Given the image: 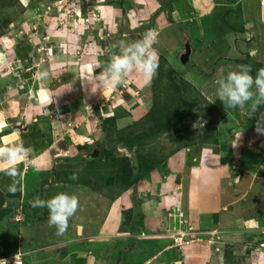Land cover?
Returning <instances> with one entry per match:
<instances>
[{
    "label": "crops",
    "instance_id": "0c3cea01",
    "mask_svg": "<svg viewBox=\"0 0 264 264\" xmlns=\"http://www.w3.org/2000/svg\"><path fill=\"white\" fill-rule=\"evenodd\" d=\"M126 2L129 18L122 8L98 4L97 24H109L107 35L115 34L116 26L127 27L130 37H143L151 32L154 46L158 37L155 49L160 63L156 75L148 84L130 78L128 84L132 81L135 89L125 85L101 90L92 83L91 78L101 71L96 65H106L119 48L110 50L102 59L104 56L98 53L103 48L98 43V38L104 37L102 29L100 33L95 31V37H76L68 28L65 34V29L54 32L55 19L50 18L46 28L49 36L40 48L23 40L18 30H12L13 37L0 36V146L23 144L32 149L27 162L15 165V175L7 174L8 165H0V195L6 201L15 197L16 202H23L24 212L17 211L15 222L19 221L26 230L30 229L28 224L56 230L48 223L42 227L45 212L44 208L33 206L35 199L48 200L54 194L66 193L75 195L79 202L83 200L68 221L69 237L61 243L62 256L55 255L58 264H264V134L257 131V127L264 129V110L252 118L254 124L251 119L245 122L244 116L239 115L241 108L237 113L233 109L227 112L218 124L215 142L171 152L159 168L148 172L119 198L112 199L96 190L93 179L77 184L80 174L74 171V164H67L69 158L78 157L71 155L72 149L96 146L100 136L97 127L104 118H115L118 128L142 119L150 107L147 92L158 83L157 74L167 72L173 64L184 69L179 57L188 37L190 55L186 63L193 69L191 81L199 90L207 91L204 94L211 99L208 84L216 89L215 82L219 79L216 76L223 77L222 70L229 72L237 68L209 63L219 56L214 50L216 37H225L224 41L233 39L232 44L237 48L233 46L232 50H236H226L222 55L234 57L237 66L250 65L255 70L257 66L258 70L260 65L264 69V5L261 4L264 0ZM168 4L170 9H165ZM230 4L235 5L241 23H224L222 31L221 26L215 25L220 16L218 9ZM80 13L78 8L77 18ZM176 17H184L187 25L180 30L175 28ZM82 21L77 24L81 36L87 31V28L83 31ZM121 32L124 36V31ZM245 37L249 40H244ZM115 38L119 43L123 37ZM224 41L221 43L225 44ZM58 45L66 50L54 51ZM17 51L29 52V57L36 58L18 69L20 73L35 76L34 82L30 78V82L23 83L7 71L6 64L19 58ZM40 56L44 57L42 62H38ZM38 73L47 76L39 78ZM55 74H66V81L51 87ZM137 90L143 92L140 102L132 96ZM121 91H126L122 98L116 96ZM218 104L223 107L220 101ZM126 107L130 108V115L122 121L115 114L124 113ZM51 109L59 110L60 119L50 118ZM69 124L73 125L71 131L66 129ZM73 174L77 179H70ZM177 205L200 239L181 249L173 246L166 233L172 222L168 211ZM79 211L84 214L81 216ZM23 243L24 238H20L19 247ZM15 253L22 252L6 251L0 258Z\"/></svg>",
    "mask_w": 264,
    "mask_h": 264
},
{
    "label": "rangeland",
    "instance_id": "374dc122",
    "mask_svg": "<svg viewBox=\"0 0 264 264\" xmlns=\"http://www.w3.org/2000/svg\"><path fill=\"white\" fill-rule=\"evenodd\" d=\"M126 1L130 3V0H0V36L10 37V35H14L12 30H18V34L21 38L23 37V40L25 39L30 45L36 43L38 48H40L44 46L42 44L47 41V36H49L46 28L48 27L47 21L50 18L55 19L52 21L55 23L54 32L65 29L63 32V34H65L68 33L66 31L68 28L69 31L74 32L76 37H95V31L100 33L99 30L102 29L104 37H101L102 40L98 38V43L103 48H99L98 53L104 56L102 58L104 60L105 57L110 54V50H117L121 41L131 43L143 38L130 37L127 31L128 28L124 26H121V28L116 26L114 31L115 34L107 35L109 24H107V22L97 24V22L100 21L98 12V4L100 3H109L112 6L122 8L125 17L129 18V6ZM230 1L233 0H227V2ZM76 8L77 12L78 8L82 11L79 16L80 18L76 16L77 12L74 11ZM166 8L170 9V4L166 5L165 9ZM234 9H236L234 4H230V7L221 10L218 9L220 11V16L215 25L221 26L222 31L224 23L229 24V21H232L230 25H239L241 23L240 16ZM176 18L177 20L174 21L173 25L178 30L187 25V22L183 21L184 17ZM80 19L83 20V31L87 28L86 34H82V36L78 34L77 27ZM96 26L99 28L95 30ZM121 30L124 31V36H122ZM221 30L220 34L223 33ZM224 32H226V29H224ZM115 37L123 38H121L118 43ZM216 38H218V41L216 43L214 42V50L219 56L210 60L209 63H213L214 66L226 64L227 66L237 67V61L234 57L229 58L225 54L222 55L226 50H230L231 52L236 50H232L233 46H235L232 44L233 39L227 38L228 41H224L222 39L225 37ZM247 38L248 37H245L244 40H249ZM157 39L158 37L154 40V48L157 47ZM188 41L189 37L184 40V49L179 57V61H181V56L185 53L186 47L190 46ZM221 41H224L225 44L221 43ZM62 46L63 45H58L54 48V51L59 50L61 52L62 50H66V48ZM235 48L237 47L235 46ZM17 52L19 58H13V60L6 64L7 71L13 77L22 80L23 83L30 82V78H32L34 82L35 76H31L32 74L29 75V73H20L21 70L18 69H21L22 65L27 66L33 63V59L36 58L29 57V52ZM40 52L43 53L42 51ZM45 56L47 55L44 54V57ZM44 57L40 56L38 62H42ZM26 59H28V62H25ZM216 60L217 63H214ZM159 63L160 61L158 60V64ZM181 68L182 66L180 64L177 66L173 64L169 66L167 72L161 73L160 76L157 74L156 79L159 78V80H157L158 83L147 92L150 107L148 105V111L142 119L135 122L133 125L125 126L124 128H116L112 126V123L104 122V120L107 119L104 118L97 127L100 135L97 137V139H99L97 147L94 148L89 146V149L86 150L84 146H78L72 149L71 155H78V157L72 160L69 158L67 164H74V171L80 174L77 184H86L93 179L95 184L93 186H95L96 190H101L103 193L112 197V199H116L128 188H131V181L128 177V160L131 162L132 166L134 164L140 168H138L140 170V177L144 178V176L148 174V171L159 168L165 158L167 159V157L171 155V152L178 151L182 148L199 147L216 141L215 136L218 124L224 116L227 115V112H231L232 109L225 110L224 107L218 104L219 101L213 99V97L216 96L213 84H208V86L211 87L208 89V93L212 96L211 99L204 94L207 91L199 90L198 87L192 83L191 72L193 73V69L189 62L184 65V69L180 70ZM259 69H261L260 65H258V70ZM254 71H257V66L256 70L254 66L252 67L251 74L253 76H255ZM227 73L228 72L225 70L221 72L223 76ZM27 76H29V80H26V78H28ZM53 77L54 78L51 80V84L53 83L51 87L59 85L58 83L63 84L66 81V74H55ZM216 77L219 79L222 78V76ZM126 85L129 87L131 85L130 88L135 89L132 86V81L130 85L128 83ZM137 91L138 92L132 93V96L137 98L140 102V99L143 100L144 98L142 95L143 92L142 90ZM115 94H117V92H115L114 95ZM124 94H126V91H121L120 95L116 96L122 98ZM59 101L58 99V102ZM105 101L106 100H104V102ZM107 101L110 103V98H108ZM128 110H130V108L128 109L126 107L125 112L127 114L125 112L122 114L117 113L115 116L122 121L124 120L123 117L128 120L130 115ZM233 110L237 113L240 109L236 108ZM241 110L242 112L241 114L239 113V115L244 116L245 122L249 123L251 119V124H254L255 121L254 119L252 120V118L264 110V103L255 111H253L248 104H246L244 108H241ZM58 113L59 110L56 111V109H51L48 115L51 119L56 120L60 119ZM112 119L115 120V118ZM66 123L65 121L64 124ZM123 124H125V122H123ZM66 127V129H70L68 131H71L73 125L71 126V124H69ZM83 151H87V153H82ZM88 153L89 155H87ZM72 168L73 167L70 168V171H73ZM55 195L56 194L52 195L50 198ZM22 203L23 202H21V204L18 201L16 202L15 197L9 198V200L6 201V199L0 195V255H3L6 251L17 252V250H19L25 254L24 259L26 264H58L55 262V255L61 258L63 252L61 243H64L68 239L69 228L67 227L62 235H57L56 230L50 229L48 231L44 229V224L48 223V210L44 208L43 211L45 213L42 218V227L44 228H37L33 227L32 224H28L29 230L22 229V224L19 223V221L15 222L17 211L24 212L25 208ZM82 203L83 200L79 202V205ZM3 204H5L4 208H2ZM78 213L81 216L84 214L80 211ZM20 238H24L22 248L18 245ZM45 239H47V241ZM214 243L215 242H212L211 245H214ZM30 246H37V249H29ZM43 246L47 248L44 249L42 248ZM187 247L189 246H185V248Z\"/></svg>",
    "mask_w": 264,
    "mask_h": 264
},
{
    "label": "clouds",
    "instance_id": "9594fccd",
    "mask_svg": "<svg viewBox=\"0 0 264 264\" xmlns=\"http://www.w3.org/2000/svg\"><path fill=\"white\" fill-rule=\"evenodd\" d=\"M261 4L264 5V2ZM158 60L159 56L153 47L151 32L131 43L121 41L118 52L111 56L106 65H96L101 71L91 78L92 83L101 90L123 87L132 77L148 84L156 75ZM251 73L250 65H239L236 70L229 71L215 82L216 100L222 103L225 110L244 108L251 102L250 106L255 111L264 103V69L257 70L255 76ZM37 76L44 78L47 73H38ZM257 131L264 134V129L257 127ZM31 151L32 149L25 148L23 144L0 146V165H8L7 174L15 175V165L20 161L27 162ZM70 179L75 180L77 177L73 174ZM33 206L47 208L48 225L56 228L57 235H62L68 227L69 219L77 212L79 201L75 195L58 193L48 200L35 199ZM0 264L6 262L0 260Z\"/></svg>",
    "mask_w": 264,
    "mask_h": 264
},
{
    "label": "built area",
    "instance_id": "2783aa9c",
    "mask_svg": "<svg viewBox=\"0 0 264 264\" xmlns=\"http://www.w3.org/2000/svg\"><path fill=\"white\" fill-rule=\"evenodd\" d=\"M168 217L172 222L168 224L166 233L175 248L181 249L196 241H200L199 234L196 233L194 226L187 220L180 205L168 211ZM0 260L5 261L6 264H26L22 253L2 257Z\"/></svg>",
    "mask_w": 264,
    "mask_h": 264
},
{
    "label": "trees",
    "instance_id": "16d2710c",
    "mask_svg": "<svg viewBox=\"0 0 264 264\" xmlns=\"http://www.w3.org/2000/svg\"><path fill=\"white\" fill-rule=\"evenodd\" d=\"M104 122H109V123H112V126H115L116 128H117V126H116V121L114 120V119H112V118H107V119H105L104 120ZM117 130V129H116ZM119 138V137H118ZM97 145L98 144H96V146H94V148L95 147H97ZM86 149L88 148V147H85ZM88 150V149H87ZM95 150V149H94ZM90 161H94V160H90ZM128 162H129V172H128V177H129V180L131 181V185L129 184V182H128V184L130 185V187L132 186V185H135L140 179H142L143 177H140V168L137 166V165H134L133 164V166L131 165V162L128 160ZM139 168V169H138ZM153 170V169H152ZM152 170H150V171H148V172H151ZM127 177V178H128ZM3 214V213H2Z\"/></svg>",
    "mask_w": 264,
    "mask_h": 264
},
{
    "label": "water",
    "instance_id": "95a60500",
    "mask_svg": "<svg viewBox=\"0 0 264 264\" xmlns=\"http://www.w3.org/2000/svg\"><path fill=\"white\" fill-rule=\"evenodd\" d=\"M189 55H190V48L187 47L186 52L181 56V62L183 64H186V62L188 61Z\"/></svg>",
    "mask_w": 264,
    "mask_h": 264
}]
</instances>
